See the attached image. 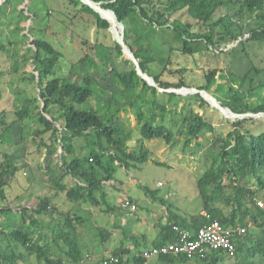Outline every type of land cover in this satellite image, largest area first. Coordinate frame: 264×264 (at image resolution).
Instances as JSON below:
<instances>
[{"label":"trees","instance_id":"16d2710c","mask_svg":"<svg viewBox=\"0 0 264 264\" xmlns=\"http://www.w3.org/2000/svg\"><path fill=\"white\" fill-rule=\"evenodd\" d=\"M67 1L72 6L78 7L81 0ZM93 1L96 4L92 5L104 18L87 4L80 11L95 18L99 28L108 29L111 23V30L119 39H121L122 27L118 21L121 22L124 25V42L139 61L141 69L154 77L156 83L165 89L185 86L181 82L173 84L161 81V74L170 65L175 50L194 55L205 48L219 49L217 36L219 32L214 26L215 19L233 24V21L241 18L245 11L256 12L260 22L245 41L264 40V0ZM9 5L13 7L12 0L4 1L0 7V55L8 46L4 41V28L8 24ZM108 9L114 11L118 20ZM222 10H225V13L221 14ZM186 14L194 18L197 24L204 26L205 30L200 31L190 22L182 21L181 16ZM219 14L220 17L216 18ZM232 36L235 39L239 38L235 34ZM8 43L12 44V41L9 40ZM33 44L35 46L33 60L37 71L36 76L33 74V79L37 78L43 104L38 99L34 100L36 104L28 100L27 104L24 103L16 108L17 118L12 122L8 121L6 111H0V143H9L13 138L12 132L16 134L15 122L19 124V129L26 119L35 120L43 126L33 132V142L37 143L41 154L46 151L45 159L48 161L44 166L48 170H52L53 155L59 148L63 150L60 158L64 175L57 176L53 184L57 193H64L70 202L83 200L93 205L101 202L106 195L103 187L106 182L115 178L116 166H124L129 170L132 164L145 163L151 158L144 139L158 138L167 144L176 145L179 141L178 135L182 137L186 134V141L190 143L191 140L208 131L217 132L213 125L198 113L184 117L178 127L157 121L154 106H151L150 116L145 118L144 111L137 106V100H144L138 88L141 84L146 87L147 81L138 74L135 64H132L130 59L123 61L130 64L127 70L110 68L108 75L110 82L104 84L95 74V71L100 69L99 65L86 52L72 67L81 80L72 81L69 77L57 73L62 53L53 43L46 38H35ZM90 45L92 49L99 51V43L90 42ZM115 50L117 56L124 54L122 45L117 41H115ZM230 50L232 48L226 51L221 49L220 52L228 55ZM217 73V69H211L206 73V84L199 89L210 90L216 84ZM1 75L0 72V77ZM228 78L230 80L227 83L232 84L240 83L244 77L239 80L233 72H229ZM223 87V84H218L217 89ZM150 88L156 91L155 87ZM229 89L234 93L226 106H229L234 113H245L246 110L234 104L235 98L243 97L244 93L235 91L231 85ZM184 91L192 92L187 89ZM172 95L176 93L172 92ZM197 95L201 96L200 93ZM204 95L211 105L218 108L225 116L237 118L232 111L222 105L223 102L220 104L209 97L211 93L205 92ZM96 97L103 98L104 102L97 109L92 105ZM214 97L217 98L215 95ZM125 102L131 105L137 115L141 129L139 148H131L129 145V142L133 141L134 129L129 128L119 115ZM248 109L253 113L264 115V100ZM239 119L232 123V128L222 140V145L218 149H216L217 145L210 148V164L197 181L203 208L208 217L197 213L188 218L169 209V222L162 226L168 235V242L177 239V233L173 228L175 224L190 230L192 234H195L209 219L214 218L219 219L226 226L239 224L246 227V233L238 239L235 255L213 251L202 259L203 264H264V207L257 199L260 192L264 195V130L254 132L243 126V123L250 120L249 118ZM58 121H61L59 126L56 124ZM182 122L187 124L184 130L181 129ZM47 133L49 138H43ZM84 148H90L91 151L87 157L82 158L79 156V151ZM17 159L16 154L0 148V215L2 217L0 238L5 242L0 245V264H9L10 260H17L24 254V248L47 264H90V262L144 264L145 249H139L136 245L133 249L124 245L119 246L110 257H104L100 259L101 261L96 259L94 250L91 251L90 248L86 251L82 250L79 228L90 218L78 212L60 211L52 204L50 197H43L35 206L30 207L22 205L15 208L11 203L5 202L9 200L7 188L12 185V181L17 180V174L23 170L17 164ZM153 162L158 165L165 164L158 160ZM67 177L74 178L75 181L68 183L65 180ZM225 180L229 181L227 185L224 183ZM251 181L252 184L246 183ZM227 188L231 189L230 193L225 192ZM147 190L150 196L156 198L154 191ZM126 200L135 203L138 207L136 202L127 197L122 201L121 208L128 213L134 212L130 207L124 206ZM159 200L164 202L162 198ZM47 214L50 216H45ZM41 230L44 235H41ZM39 235L43 239L36 240ZM110 237L111 232L100 229L98 237L100 242L95 246H103ZM131 238L136 240L137 236ZM54 248L62 250L67 263L64 259L56 257ZM239 249L240 254L237 252ZM160 258L171 263L176 259H180V262L188 261L184 255H165Z\"/></svg>","mask_w":264,"mask_h":264},{"label":"rangeland","instance_id":"374dc122","mask_svg":"<svg viewBox=\"0 0 264 264\" xmlns=\"http://www.w3.org/2000/svg\"><path fill=\"white\" fill-rule=\"evenodd\" d=\"M84 5L85 3L82 1H80L78 7H74L67 0H12L13 7L8 6L10 14L8 24L4 28V41L8 46L6 51H3L0 55V72L2 73L0 77V111H6L9 122L17 118L15 114L16 108L24 103L27 104L28 100L37 101L38 99L43 104V99L39 95L37 78L36 80L33 79V74L37 75L33 60L35 49L33 41L35 38H46L61 51L62 56L59 60L57 73L69 77L72 81L81 80V77L72 67L86 52L99 65L100 69L96 70L95 74L104 84L110 82V77L108 76L110 68H117L120 71L129 68L130 64L123 62L129 59L128 55L117 56L115 50L117 38L111 30V24L108 29L99 28L95 18L80 11ZM223 13H225V10L221 11V14ZM218 17H220V14L216 18ZM181 20L190 22L192 26L198 30L200 29V31L205 30L204 26L197 24L196 20L187 14L182 15ZM219 20L215 19V23L213 22L219 32L217 35L220 43L219 49L207 50L205 48L194 55L184 54L180 50H175L171 57L170 65L161 74V81L173 84L181 82L185 85L183 87L188 89L199 88L206 84L205 74L211 69H217L216 84L207 92L213 96L215 95L219 100L216 99L221 104L223 102L225 105H222L227 108H230L226 104L231 101V95L234 93L230 91L229 85L235 91L238 90L244 93L243 97L237 96L239 98H235L234 102L240 109L246 110L242 114L250 119L243 123V126L250 128L254 132L262 131L264 130L263 113H253L248 107H253L264 100V40L245 41L251 35V31L258 27L260 19L256 12L245 11L241 18L233 21V24L228 23V21L223 23ZM234 34L239 38H233L232 35ZM9 40L12 41V44L8 43ZM90 42L99 43V51L92 49ZM230 48L232 50L229 51L228 55L225 52H220L221 49L226 51ZM131 63L133 64L134 62L131 60ZM229 72H233L239 80L244 77L243 81L241 80L240 83H227L230 80L228 78ZM218 84H223L224 87L218 90ZM150 87H155L156 91ZM172 88L174 87L168 89ZM138 91L144 96V100H137V106L142 108L145 118L148 115L150 116L151 106H154L155 119L157 121H164L171 127H178L184 117H188L192 113H198L203 115L217 132L208 131L204 135H200L202 140L196 142V139H194L190 143L186 141V134L182 137L178 135V142L181 143L179 148L172 150L174 153L182 151V158H179L178 161H173L166 151L163 152V146L166 144L163 140L158 138L144 139L146 146L150 150L151 161L158 160L165 162V164L141 163V166H137L136 169L130 168L128 172L124 168L116 166L115 176L128 177L134 172L136 176L143 179L144 185H147L148 188L160 196H164L166 191L170 189L171 194L173 192L174 194L169 196L171 198L173 196L177 197L181 194V190L184 191L185 187L188 189L185 193H194L193 189L197 183L196 178L193 179L187 176L184 184L182 183L183 178L189 173V170L197 171L194 174L198 175L201 174L202 170L206 169L207 165L209 166L210 148L217 145L216 149H218L222 145V140L227 136L228 130L232 128V123L240 119L228 118L218 108L212 106L208 100L198 96L197 93L179 94L175 92L176 95H172L171 91H165V88L160 87L159 84L153 86L148 82L146 87L141 84ZM102 100L103 98L101 97L94 98L92 101L93 107L97 109L101 104L103 105L104 102ZM36 101H34L35 104ZM152 101L154 104H152ZM119 115L128 124L129 128L134 129L132 132L133 141L129 142L131 148H139L141 145V137L139 136L141 129L135 110L129 103L125 102L119 111ZM48 118L50 117L48 116ZM15 123L14 130L16 134L13 131L11 141L7 144L5 142L0 143V148L16 154L18 157L17 164L23 169L17 174V180L12 181V185L7 188L9 200L5 202L15 204L13 207L17 208L16 205L19 203L33 201V197L38 195L40 199L48 197L43 196L47 195L50 190L47 183L50 181L54 182L57 176H63L64 171L61 170L60 155L63 152L61 148L53 155L55 160L52 170L47 171L44 168V163L48 161L45 159L46 151L41 154L37 143L33 142V132L43 128V126L39 125L35 120L29 121L26 119L22 122V126L19 129V124ZM56 124L59 126L61 121ZM186 125L184 122L181 125V129L184 130ZM43 136V138L48 139L49 133ZM38 141L39 139L36 140V142ZM90 151V148H84L79 151V156L85 158ZM177 164H183L185 171L182 170V167H177ZM65 180L71 183L74 178L67 177ZM228 182L225 180L224 183L227 185ZM246 183L252 184V181ZM51 189L56 191L53 184ZM195 192H197L196 189ZM225 192L230 193L231 189L227 188ZM257 199L259 203H263L264 207L263 193L260 192L257 195ZM197 202H200V197ZM60 204V206H57V208L60 207V209L58 208L60 211L75 210L74 208L70 209L68 205L66 206L65 204L67 203L65 201ZM21 206L20 204L19 207ZM47 216H50V214H47ZM87 222L89 226L92 224L90 219ZM19 224L21 225V222ZM24 229L26 228L24 227ZM43 233L41 230V235H44ZM41 235L37 236L36 240L43 239ZM2 239L0 238V245L5 243ZM81 249L84 250V247L82 246ZM53 250H55L57 258H62L66 263L68 262L61 249L54 248ZM237 252L240 254V249ZM23 253L17 260H10L9 264H47L44 261H40L35 254H30L25 248ZM229 255L233 256L235 253ZM96 259L101 261L104 257L97 256ZM200 262L201 259L199 257H194L189 264H200ZM90 264H93V262H90Z\"/></svg>","mask_w":264,"mask_h":264},{"label":"crops","instance_id":"0c3cea01","mask_svg":"<svg viewBox=\"0 0 264 264\" xmlns=\"http://www.w3.org/2000/svg\"><path fill=\"white\" fill-rule=\"evenodd\" d=\"M198 140H202V137H198L196 142ZM180 143L181 142H178L176 145L166 143L163 146V152L166 151L173 161H178L179 158H182V151L176 153L172 152L173 149L179 148ZM199 143L201 142L199 141ZM147 162L153 163L151 159ZM137 166H141V163L132 164L131 169H136ZM119 167L124 168L127 172L129 171L124 166ZM177 167H182V170L185 171V166L183 164H177ZM44 168L47 169L45 166ZM207 168L208 165L206 169ZM206 169L202 170L201 174L198 175L196 173L194 174V172L197 171L188 169L189 173L185 176V178L182 177V183H185L187 176L193 179L196 178L197 182ZM52 184L53 182L51 181L47 183L50 190L47 195L43 196L50 197L54 206H60V203L65 201L67 203L65 204L66 206L68 205L70 209H75L73 212H78L82 216H86L91 219L92 224L90 226L86 221L83 226L79 228L80 244L84 247L85 251L87 249L89 250V248L91 251L94 250L96 257H110L115 248L123 245L129 249H133L136 245L139 249L144 250L152 246L168 242V235L162 229V226L169 222V209L178 213V215L188 218L197 213L205 214L208 217L206 210L203 208L197 183L196 186H194V193L192 194L190 192L185 193L188 189L184 186V191L181 190V194L179 195L180 197L173 196V198H171L169 195L174 194V192L171 194V190L169 189L166 191L164 196H160L155 192L156 198H154L147 193V189L150 188L143 184V179L139 178L134 172H132L130 176L128 175V177H120L119 175L106 182L103 187L104 193H106L105 198L102 200L100 199L101 202L96 205L83 200L70 202L67 200L64 193L60 192V194H58L57 191H53V189H51ZM195 189L197 192H195ZM127 197L131 198L138 205L137 210L132 213H128L121 208L122 201ZM199 197L200 202H197ZM159 198L164 199V202H161ZM32 200L33 201H29L27 203L23 201L16 206L19 207L20 204L29 207L35 206L40 200L39 195L37 197H33ZM11 206L13 207L15 204L11 203ZM58 208L60 209V207ZM45 218L47 219L48 217ZM100 229L111 232V237L103 243V246H95L100 242L98 241ZM90 230L91 233L89 234ZM135 235L137 238L136 240H133L131 236ZM200 259V264H203V258ZM190 261L191 260H188L187 262H180V259H176L173 263H171L160 257H150L148 259L146 258L144 264H189Z\"/></svg>","mask_w":264,"mask_h":264},{"label":"built area","instance_id":"2783aa9c","mask_svg":"<svg viewBox=\"0 0 264 264\" xmlns=\"http://www.w3.org/2000/svg\"><path fill=\"white\" fill-rule=\"evenodd\" d=\"M262 205V203H259ZM125 207L132 211L137 210L135 203L129 200L124 202ZM177 233L175 241L152 246L143 251L145 258L160 257L165 255H184L187 259L194 257L206 258L213 251L234 254L238 239L246 233V227L241 225L226 226L219 219H209L201 225L195 234L178 224L173 225ZM116 260V259H115Z\"/></svg>","mask_w":264,"mask_h":264},{"label":"water","instance_id":"95a60500","mask_svg":"<svg viewBox=\"0 0 264 264\" xmlns=\"http://www.w3.org/2000/svg\"><path fill=\"white\" fill-rule=\"evenodd\" d=\"M3 1H4V0H3ZM3 1H0V7H1ZM81 1H82V2L84 1L85 4L89 5V6H90L91 8H93L96 12H98V11L96 10V8L92 5V4H96V2H94L93 0H81ZM98 4H101V3H98ZM108 10H110V9H108ZM110 11L115 15V13H114L113 10H110ZM98 13H99V15H100L102 18H104V17L101 15L100 12H98ZM115 17H116V15H115ZM116 19H117V17H116ZM107 20H108V19H107ZM117 20H118V19H117ZM108 21L110 22V20H108ZM118 23H119V24L121 25V27H122V34H121V39L117 38V42H119V43L122 45L124 54H127L128 57H129V59H131V60L134 62L138 74H139L144 80H146L150 85L156 86L157 83H156V80L154 79V77L150 76V75L147 74L146 72H143V70H142L141 67H140V63H139V61L136 59V57H135V55L133 54L132 50H131V49L126 45V43L124 42V30H123V29H124V25H123L121 22H119V21H118ZM110 24H111V23H110ZM185 89H187V90H192L193 93H200V95H201L203 98H205L206 100H208L207 97L204 95V93L207 92V91H205V90H201V89H199V88L188 89V88H186V87H181V88L165 89V91L167 90V91L176 92V93H179V94H186V93H189V92H190V91H184ZM209 97L213 98L215 101H217L218 103L221 104V102L218 101L213 95H210ZM228 109H229L230 111H232L230 108H228ZM232 113H233L237 118L245 117L244 114H236V113H234L233 111H232Z\"/></svg>","mask_w":264,"mask_h":264},{"label":"bare ground","instance_id":"6f19581e","mask_svg":"<svg viewBox=\"0 0 264 264\" xmlns=\"http://www.w3.org/2000/svg\"><path fill=\"white\" fill-rule=\"evenodd\" d=\"M0 1H3V0H0Z\"/></svg>","mask_w":264,"mask_h":264},{"label":"clouds","instance_id":"9594fccd","mask_svg":"<svg viewBox=\"0 0 264 264\" xmlns=\"http://www.w3.org/2000/svg\"><path fill=\"white\" fill-rule=\"evenodd\" d=\"M167 243V242H166ZM189 260V259H188ZM191 260V259H190Z\"/></svg>","mask_w":264,"mask_h":264}]
</instances>
